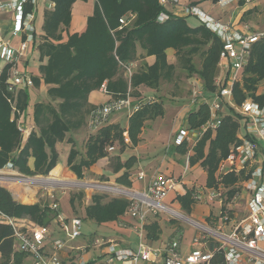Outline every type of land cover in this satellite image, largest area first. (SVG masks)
I'll list each match as a JSON object with an SVG mask.
<instances>
[{
  "label": "trees",
  "instance_id": "trees-1",
  "mask_svg": "<svg viewBox=\"0 0 264 264\" xmlns=\"http://www.w3.org/2000/svg\"><path fill=\"white\" fill-rule=\"evenodd\" d=\"M76 0H51V9L44 10L41 32L33 40L40 59L47 57L40 64L41 78L46 84L48 99L34 105L33 114L36 129H33L22 142V133L18 129L17 112L24 111L28 105L29 93L26 88L15 94L8 89L9 65L2 68L0 74V168L11 163L18 173L28 176L48 175L58 163L57 144L68 134L76 135L83 127H88L90 110L96 105L89 102L88 95L99 90L104 80L113 98L129 94L136 100L139 97V85L158 88L162 80L176 81L196 75L203 82L204 89L217 91L220 86L215 78L218 74V58L221 38L205 24L189 25L186 16H169L159 22L161 11L165 10L158 0H94L93 12L86 19V28L82 32L68 33L71 20V7ZM87 1V0H82ZM30 6L26 7L29 10ZM133 13V18L126 24H120L119 18ZM67 36L62 40L63 33ZM138 48L141 55L137 53ZM167 48L176 52V63L167 61ZM248 60L241 70L239 78L232 85L234 105L245 98H252L260 105L264 104V92L257 93L258 85L264 80V38L251 47ZM147 55L155 57L153 63L140 62L132 69L130 64ZM130 66L131 75L125 68ZM228 73V72H226ZM226 76V74H225ZM227 77V76H226ZM225 77V78H226ZM38 77H32L34 84ZM226 82V80H225ZM225 111L220 112V125L208 128L193 147V156L189 163L195 162L206 169V182L213 183L217 163L229 150L242 142L237 131L241 126L242 115L233 105L225 103ZM160 102L154 99L142 102L140 107L128 117L127 128L113 123H105L97 130H92L85 140L84 150L75 147L73 136L67 141L71 147L67 154L68 168L78 177H83V169L89 168L99 158L108 155L107 147H119V152L126 147L123 132L127 130L129 139L135 145L138 134L145 120L163 115ZM208 102L199 104L188 113L186 125L189 129L203 125L209 117ZM182 154L186 152V143L176 146ZM34 158L33 166L29 160ZM134 158L120 162L118 156L111 157L114 171L122 166L125 170L115 178L119 184L130 185L129 167ZM53 170V169H52ZM51 170V171H52ZM50 171V172H51ZM241 172H244L242 170ZM52 173V172H51ZM237 176L232 172L224 175V181L234 183ZM82 191L78 196H82ZM74 195H71L72 205ZM182 206L189 209L193 198L191 191L177 196ZM91 203L84 209L86 218L97 223L117 220L130 203L124 196L110 197L93 192ZM0 211L13 217H25L34 223L48 226L57 216V210L42 202L26 204L16 201L10 190L0 185ZM150 239L158 237L160 227L155 221L146 226ZM15 236L11 226L0 222V264H20L27 252L15 249ZM88 261L84 264H93Z\"/></svg>",
  "mask_w": 264,
  "mask_h": 264
},
{
  "label": "crops",
  "instance_id": "crops-1",
  "mask_svg": "<svg viewBox=\"0 0 264 264\" xmlns=\"http://www.w3.org/2000/svg\"><path fill=\"white\" fill-rule=\"evenodd\" d=\"M50 0H37L36 3V18H35V26L37 27L36 37L40 35L41 32V24L43 21L44 10L51 9L52 4L49 2ZM89 0L87 2L82 0H76L73 2L71 7V20L69 23L68 33L73 32H82L86 28V19L88 15L93 12V5H88ZM94 1V0H93ZM196 5L203 12L211 16L212 18L223 22L231 24L233 30H238L241 32L245 31H258L263 30L264 28V0H255L253 2L244 3L242 0H180L179 4L175 5H167L164 9L168 13L169 16H186L187 18L193 15H187L184 12L183 5ZM198 22V18L193 16ZM41 18V22L39 19ZM15 20V12L11 10H0V38L9 42L13 47L20 48L23 54V60L20 63V68L30 77H38V83L32 84L31 88H26L29 93V102L24 111L17 112V123L24 129L22 135V142L26 140L28 135L33 129H36L33 109L34 105L37 102L46 101L48 99L47 89L50 84H45L43 79L41 78L40 70L38 67L40 64L45 63L47 57L40 59V56L37 51L36 42L34 40L25 41V35L21 32L13 35V24ZM189 24V23H188ZM199 23L190 24L192 26L199 25ZM65 34V33H64ZM63 34V35H64ZM67 36V35H66ZM66 38V37H65ZM167 61L168 63L175 64L176 63V52L172 48H167ZM138 55H141V50L138 48ZM155 57L153 55H147L144 58L138 59L135 62L130 64L132 69H135V66L142 62L151 64L153 63ZM5 66V65H4ZM3 66V67H4ZM225 66H219L218 74L216 78H219L223 82L227 80ZM226 74V76H225ZM226 77V78H225ZM174 84L175 81H166L162 80V83L158 88H152L150 86L139 85L137 87V91L139 97L142 100L147 99L148 97L154 99L157 102L162 104L163 115H159L153 118H149L144 121L143 127L141 128L140 133L138 134V142L133 145L132 141L129 139V135L127 130L123 132V140L126 142V147L123 148L119 152V147L115 145L112 151H108V155L105 157L99 158L96 162L91 164L89 168L83 169L84 174L88 172H93L94 174L104 175V169L108 168L114 173V180L118 185H122L129 189H139L144 190L150 180L155 177H165L172 176L179 183L176 186V189H172L165 196L163 203L168 207L172 208L179 214L181 213L183 216L192 219L193 221H198L203 224H210L211 217L218 216L224 208L223 204H220L219 201H208L206 198V193H208L209 189H218L223 196L224 200H230V211L233 212V216L238 217L240 213L243 211L248 195L244 190L245 180L247 178L248 168H243L239 165V163H230L224 160V157L219 160L217 163V168L213 175V183L209 184L206 182L207 171L203 168L199 161L193 164L189 163L190 157L193 156V147L196 140L192 143L190 140H184L186 143V152L184 154L178 152L176 150V146L181 143L175 142V137L180 129H186L188 134L191 137L195 136L196 128L189 129L188 125H186V118L189 112L193 109H196L199 104L208 102L209 104L213 99V93L204 89L203 82L196 75H191V77H186V82L184 85H180L178 93L181 94V88L184 87L187 89L186 97L187 102H185L184 98L181 95H177L174 93ZM184 86V87H183ZM258 86L257 93L264 92V86ZM24 87H18L14 93L16 94L19 89ZM198 88L201 92L199 97H194L192 95V90ZM262 88V89H261ZM206 94H209V99ZM89 102L94 105L103 104L106 100L111 98L110 94L102 93L101 91L93 90L88 95ZM171 98L173 100H171ZM209 100V101H208ZM225 103L229 105H234L233 95H224V101L222 103L221 111H225ZM170 105H174L171 116V122L173 127L171 128L170 138L173 140V148L170 151H167L163 155H146L144 150H147V146L149 144V140H156L162 136L163 129H161V125H159L160 121L163 120L165 113L167 112V107ZM167 106V107H166ZM124 110V109H122ZM170 110V109H168ZM121 110L112 113L105 123H113L119 126L124 127L125 129L128 127V117L132 114L125 110V112H120ZM161 119V120H160ZM104 123V124H105ZM241 126L237 131V136L240 139H243L245 136L244 123L241 120ZM70 135V134H68ZM166 135V134H165ZM66 138L57 144L58 157L59 151L64 146V150L70 149L71 143L67 141ZM160 137V138H161ZM166 137H168L166 135ZM149 142H148V141ZM169 140V139H168ZM68 154V153H67ZM118 156L120 162H125L129 157L134 158L133 164L129 167V181L130 185L119 184L115 181V178L120 176L121 173L125 170V167L122 166L118 171H114L111 165V157ZM34 158H30L29 165L33 166ZM255 163V162H253ZM223 165L222 170H219V166ZM53 172L56 175L55 178L63 179L64 177L68 178H77L78 176L68 168L67 165V155L66 159L60 163L58 159V163L52 168ZM51 169V170H52ZM244 170V172H241ZM234 173L237 176V179L234 183H227L224 181V175L228 173ZM0 173H17L13 167H9L8 165L0 168ZM143 174L142 179H138V175ZM84 176V175H83ZM81 178V177H79ZM108 179V178H107ZM92 180V178H90ZM194 180L196 182H194ZM193 181V182H192ZM8 188L13 196V198L22 203L33 204L34 202H42L51 207V204L54 201L57 202L58 207L57 216L49 223L47 226L49 233L44 240L45 250L49 253L53 250L52 242L56 239H60L63 241L64 246L57 250V255L59 259H61L62 264H84L88 261H93V264H122L117 260L108 261L109 252L108 246L113 244L116 248H130L132 250H137L139 247V229L141 230V239L143 242H146L154 247L163 246L165 244L166 239H168L173 233L178 232V236H180L181 241V252L182 254H186L190 249L196 246L193 244L192 238L195 234V229L191 226L186 220L183 222L177 223V220L173 217H166L162 219V215L164 213L159 214H151L147 217L146 221L143 223L141 228H139V223L136 219L128 213L126 210L117 220H110L108 222L97 223V227L104 229L103 234H99L96 231L89 236H82L83 233L79 237L72 238L71 230H70V220L75 216H80L83 221L90 220L86 218L84 215L85 207L91 203L90 197L85 198L84 205L81 208L79 213L77 212V207L75 201L72 205L70 200L71 195L68 193H59L58 191H52L48 189L47 192H42V194L38 195L39 189L37 187H31L30 185H22V184H10L5 186ZM191 191V197L193 198V202L191 203L189 209H185L177 196L180 194H184L186 190ZM196 190H202L205 192L200 199H195L193 194ZM40 196L49 197L50 200L48 202L44 201L46 198L44 197L43 201L38 200ZM226 198V199H225ZM175 203V204H173ZM184 209L187 212H192L194 215L196 214L199 218H193L186 215L184 212H181ZM155 221L160 227V233L158 237L150 239L148 237V232L146 226L150 225L151 222ZM176 221V222H175ZM188 223L191 227V235L189 238H185L186 227L182 223ZM163 225L166 227L164 228ZM82 227V224H81ZM228 227H226L227 229ZM81 229V228H80ZM82 230V229H81ZM99 240V242L96 241ZM187 242V248L184 245ZM16 244V243H15ZM14 244V246H15ZM15 249L20 251L17 246ZM20 264H33L32 256L27 254ZM13 264V263H8ZM135 264H151L150 261L144 260L142 258L138 259ZM153 264V263H152Z\"/></svg>",
  "mask_w": 264,
  "mask_h": 264
},
{
  "label": "built area",
  "instance_id": "built-area-1",
  "mask_svg": "<svg viewBox=\"0 0 264 264\" xmlns=\"http://www.w3.org/2000/svg\"><path fill=\"white\" fill-rule=\"evenodd\" d=\"M48 1V0H46ZM221 1V0H219ZM244 3L255 0H242ZM50 4L53 3L51 0ZM159 4L165 8L167 5L179 4L180 0H158ZM37 0H0V10H11L15 12L12 34L19 32L25 35V41L33 40L37 27L35 26ZM29 10H26V7ZM187 15H193L199 22L207 26L213 33L221 38V48L218 58V65L225 66L227 82L215 78L216 84L220 88L213 93V99L209 104L210 114L207 121L196 128L195 136L191 137L186 129H180L175 137V142L181 143L184 140L195 142L208 128L215 129L220 125V112L224 95H231L232 85L239 78L241 70L244 68L251 47L254 43L264 38V28L258 31H238L233 30L231 24L220 22L196 5H183ZM131 12L119 18L120 24H126L133 18ZM169 17L166 10L160 12L157 20L161 22ZM3 59L8 69V89L15 91L18 87L31 88L33 86L32 77L27 75L20 68L23 54L20 48L13 47L9 42L0 38V61ZM125 68L127 74L131 75L130 66ZM2 73V70H1ZM0 73V74H1ZM102 93L110 94L107 83L104 80L99 87ZM201 92L198 88L192 90L194 97H199ZM146 100H136L129 94L119 96V98H109L103 104L96 105L90 110L88 117V127L97 130L103 125L108 117L119 110H126L133 113L142 102ZM242 115L244 123V137L242 142L232 147L224 160L230 163H239L243 168H248L244 190L249 196L247 202L238 217L233 216L230 211L231 201L224 200L218 189H209L206 193L208 201H219L224 205L218 216L211 217L210 224H203L193 221L181 213L163 203L165 196L172 189L179 185L172 176L155 177L150 180L144 190L129 189L122 185H105L99 183L87 184L90 187L96 186L104 189H111L116 195L129 199L127 211L139 223V228L151 214L171 212L172 217L184 219L195 229L192 238L196 247L190 249L186 254L181 252V241L178 232L173 233L166 239L163 246L154 247L143 242L141 230L139 229V247L137 250L130 248H116L113 244L108 246V261L117 260L122 264H135L138 259L148 260L151 264H264V104L260 105L252 98H245L241 103L233 105ZM22 135L24 129L18 124ZM114 149L109 145L107 150ZM255 162V163H253ZM12 167V164H7ZM221 171L223 165L219 166ZM143 174L138 175L142 179ZM35 179V178H34ZM34 179L18 174V176L0 173V181L22 180L31 182ZM205 194L202 190H196L193 194L195 199H200ZM226 199V198H225ZM51 207L56 209L58 204L53 200ZM0 222L8 224L14 231L15 246L21 251H25L32 256L33 264H62L57 255V250L64 244L60 239L52 242L53 250L49 253L45 250L44 240L49 230L46 225L32 222L25 217H13L0 211ZM82 219L75 216L70 220L71 237H79L81 234ZM226 227L229 229L227 230ZM99 242L98 239H96ZM83 264V263H82Z\"/></svg>",
  "mask_w": 264,
  "mask_h": 264
},
{
  "label": "rangeland",
  "instance_id": "rangeland-1",
  "mask_svg": "<svg viewBox=\"0 0 264 264\" xmlns=\"http://www.w3.org/2000/svg\"><path fill=\"white\" fill-rule=\"evenodd\" d=\"M85 2H87V1H85ZM87 4L92 6V5H94V1L89 0ZM39 21L41 22V18L39 19ZM187 22L189 23V25L199 23L193 16L188 17ZM64 33H63L64 35L62 37V40L65 39V37L67 35L66 31ZM4 65H5V61L3 59H1V61H0V73H1V70H2ZM185 82H186V77H184L181 74L180 77L175 81V84L173 87H174V93L176 95L177 94L181 95L182 98L185 99L184 101L187 102L185 96H187L188 94H186L187 89L184 86H183L184 89L181 88L182 89L181 90L182 92H180L181 94L178 93L180 85L181 86L184 85ZM261 85L264 86V80L262 82H260L258 86H261ZM178 95L176 97H178ZM206 95L208 96V99H209L210 98L209 94H206ZM144 100H146V99H144ZM171 100H173V99L171 98ZM173 108H174V105H170L169 107H167V112L165 113L163 120L160 119L161 121H160L159 125H161V127H162L161 129H163V133H164L163 135L164 136L161 137V135H160L161 138L159 137L156 140H149L150 142L147 140L149 142V144L147 146V150H144L146 152V155H155V156L163 155L164 153H166L167 151H170L173 148V143H172L173 140L170 138V134H171L170 132L172 130L171 128L173 127L172 122H171V116H172L171 110ZM168 109H170V110H168ZM120 112L124 113L125 110H121ZM91 132H93V131L85 126L81 130H79L76 133V135L70 134L67 136H73V138L75 139L74 140L75 147H77L78 149L83 151L84 146H85V140L91 134ZM165 134L168 137H166ZM68 151H69V149L66 150V148H65V150H64V146H62V148L59 151V162L60 163H62L66 159V155H67ZM50 171H49L48 175L35 174L33 176H28V175L24 174L25 176H28L32 179L35 178L31 182H25L22 180H19V181L18 180H4V181H0V185L4 186V187L7 185H10V184H19V183L22 185H25V184L30 185L31 187H37L40 190L38 195L42 194V192H47L48 189H51L54 192L55 191H58L59 193L65 192V193H68L69 195H74L75 196V198H74L75 204H76V206L78 205V207H77L78 213H79V211H81V208L84 205V202L86 201L85 198L91 197L93 192L102 193L105 196V199L110 198V197H116V196L121 197L122 196V195L121 196L116 195L111 189H108V188L104 189V188H100V187H96V186L90 187L89 185H87V184H92V183H99V184H105V185H107V184L118 185L115 182H113L114 173H113V171L109 170L108 168L104 169L103 173H104L105 177L101 174H94L93 172L91 173V172L87 171L84 174V176L81 178H79V177H77V178L64 177L63 179H57L54 176V179H51L48 181H43V179H47L48 176L56 175L55 172H53V170L51 171L52 173ZM18 174H19L18 172L17 173H9V175H14V176H18ZM90 178H92V180H90ZM194 182H196V181L194 180ZM81 191L83 194H82V196L79 197L78 193ZM44 197L46 198V200L44 199ZM43 199L46 202H48L50 200V198L46 197V196H43V197L40 196L38 198V200H41V201H43ZM173 204H175V203H173ZM181 210H182L181 212H184L186 215L193 217L194 219L199 218L196 214L194 215L192 212L191 213L187 212L184 209H181ZM169 216L172 217V213L166 211V213H164L161 218L164 219V218L169 217ZM181 222H183V220H181V219L177 220L176 224L177 223L181 224ZM182 224L185 225V227H186L185 238H189V236L191 235V230H190L191 227L185 221ZM163 227L166 228L164 225H163ZM81 229H82L81 231L83 233L82 236H89V235L93 234V232H95V231L99 234H103L102 232H104V229L97 227V224L94 220L93 221H90V220L83 221ZM228 229L229 228H227V230ZM263 246H264V244H263ZM184 247L187 248V242L184 245Z\"/></svg>",
  "mask_w": 264,
  "mask_h": 264
},
{
  "label": "bare ground",
  "instance_id": "bare-ground-1",
  "mask_svg": "<svg viewBox=\"0 0 264 264\" xmlns=\"http://www.w3.org/2000/svg\"><path fill=\"white\" fill-rule=\"evenodd\" d=\"M37 178V177H36ZM51 179H54V176H48L47 179H43V181H48V180H51ZM38 181V180H37ZM40 181V180H39ZM48 183V182H47Z\"/></svg>",
  "mask_w": 264,
  "mask_h": 264
}]
</instances>
